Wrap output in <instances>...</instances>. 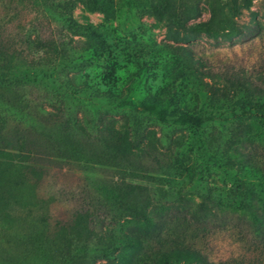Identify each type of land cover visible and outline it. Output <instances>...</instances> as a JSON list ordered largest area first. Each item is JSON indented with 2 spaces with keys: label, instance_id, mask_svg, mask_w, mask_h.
I'll list each match as a JSON object with an SVG mask.
<instances>
[{
  "label": "rangeland",
  "instance_id": "obj_1",
  "mask_svg": "<svg viewBox=\"0 0 264 264\" xmlns=\"http://www.w3.org/2000/svg\"><path fill=\"white\" fill-rule=\"evenodd\" d=\"M149 1L112 0L94 8L78 0L73 15L83 30L68 31L97 53L80 70H69L73 85H86L80 92L68 84L74 95L96 103L75 107L83 122L93 126L104 117L126 126L128 106H120L126 100L135 106L129 111L145 120L146 137L130 155L132 165L123 173L0 151V264H164L157 257L161 249L196 240L214 259L264 264V110L259 120L257 107L239 100L264 109V0H250L249 7L245 0H193L198 14L184 27L156 16ZM212 17L236 28L208 34L191 27ZM29 29L50 32L43 11L0 0V41L14 43ZM45 87L0 88V122L11 117L2 104L7 100L27 112L41 104L49 108ZM183 110L192 116L185 119ZM163 112L166 123L159 119ZM90 148L96 159L110 156L96 144ZM111 178L130 203L133 186L153 188L142 195L151 221L106 219L114 211L101 187ZM86 210L96 232L119 242L112 256L103 257L105 243L77 226L79 211Z\"/></svg>",
  "mask_w": 264,
  "mask_h": 264
},
{
  "label": "trees",
  "instance_id": "obj_2",
  "mask_svg": "<svg viewBox=\"0 0 264 264\" xmlns=\"http://www.w3.org/2000/svg\"><path fill=\"white\" fill-rule=\"evenodd\" d=\"M17 1H21L25 7L40 8L48 17L50 32L47 35H39L34 32L37 29H29L23 35V39L14 43L0 41V88H14L20 84H46L50 107L41 104L36 110L27 112L9 100L4 101L5 103L2 104L8 108L11 117L8 119L6 116L3 119L4 122H0V151L10 153L14 157L25 156L46 163L83 161L87 165L100 166V168L105 166L108 170L117 169L126 173L128 163L132 165L130 155L134 150L142 147L146 137L145 120L140 115L129 111L130 107L135 108L133 102L126 100L120 103L121 107L128 106L127 112L125 111L128 119L126 126L118 128L113 119L104 117H99L93 126L86 125L75 111V107L84 104L92 108L96 106V103L90 99V96L81 103L79 100L81 93L75 96L68 87V84H72L69 70H80L97 58V53L93 51L91 45L75 41L71 33H68V31L77 33L83 30L82 24L77 22L73 15V9L78 0ZM86 2L94 8H106L112 0H86ZM244 3L246 7L251 5L250 0H245ZM149 4L156 16L180 27H184L190 20L196 18L199 10L193 0H150ZM218 24L220 25H217L212 17L208 21L195 23L191 27L195 31H204L208 34H216L220 31L231 33L236 28V25H231L230 20ZM69 53L72 57H68ZM54 71H58L59 75L54 77ZM60 75H64L67 79L61 81L58 78ZM72 86L76 90H81L80 92L86 89L84 84L81 86L72 84ZM239 100L242 105L257 107V112L254 114L259 120L263 118L260 111L264 110L262 104L250 105L248 103L251 102L246 101L245 97H240ZM136 110L138 111L139 108L136 107ZM182 113L185 119L192 116L188 110H183ZM159 119L162 123H166L168 120L166 113H161ZM194 122L199 124L197 118ZM71 137L76 139L74 144L70 143ZM95 144L97 149L102 148L108 151L110 156L107 160L105 159L106 161L96 159L98 155L95 156L92 153L90 146ZM130 174L140 176L141 173L132 170ZM133 187L134 191L131 195L135 199H132L130 203V198L127 197L129 193L119 189L118 182L113 178L102 183L103 198L114 211L106 215V219L112 222L125 216H141L148 221L153 219V211L149 210V201L147 197H142L144 192L149 194V190L153 188L141 185ZM208 200L211 198L208 197ZM203 202L201 206L204 205ZM182 204L186 205V203ZM76 222L83 233L97 237L105 243L103 257L112 256L119 242L108 237L107 233H101L102 229L99 230L100 233L96 232L97 225H94L95 221L89 210L79 211ZM134 240L139 242L136 237ZM261 244L264 248V239ZM158 254L157 257L164 264H181L179 260L184 261L183 264L187 262L189 264L190 260L195 264H237L234 259L212 258L207 248L198 240L194 243L163 248ZM154 263L155 260L152 259L145 264Z\"/></svg>",
  "mask_w": 264,
  "mask_h": 264
}]
</instances>
